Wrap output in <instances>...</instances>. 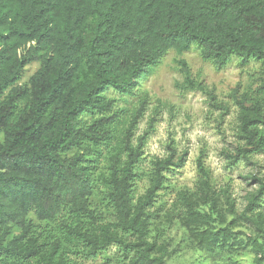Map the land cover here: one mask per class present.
Returning a JSON list of instances; mask_svg holds the SVG:
<instances>
[{
	"label": "trees",
	"instance_id": "1",
	"mask_svg": "<svg viewBox=\"0 0 264 264\" xmlns=\"http://www.w3.org/2000/svg\"><path fill=\"white\" fill-rule=\"evenodd\" d=\"M192 48L219 69L261 65L230 93L237 147L228 158L263 155L264 0H0V264H168L183 243L213 258L249 251L264 264V173L251 176L258 188L238 214L204 152L196 189L180 193L170 220L184 237L169 251L157 234L154 212L183 159L174 140L163 157L146 155L161 102L138 135L152 104L144 87L171 51ZM178 64L183 90L229 110Z\"/></svg>",
	"mask_w": 264,
	"mask_h": 264
},
{
	"label": "rangeland",
	"instance_id": "2",
	"mask_svg": "<svg viewBox=\"0 0 264 264\" xmlns=\"http://www.w3.org/2000/svg\"><path fill=\"white\" fill-rule=\"evenodd\" d=\"M180 59L187 61L195 78L215 89L218 101L227 104L228 111L212 106L203 93L185 91L180 87L184 82L178 64ZM36 68V64L31 65L25 78L28 79ZM260 68L261 65L256 62L242 68L238 60L233 59L226 67L219 69L203 61L194 48L182 56L171 51L157 66L154 75L144 87L152 98V104L139 125L138 135L148 129L153 116L152 108L158 101L161 102L157 120L153 123V130L150 131L145 146L146 155L163 157L167 153L168 144L174 140L178 157L183 159L182 166L169 173L168 189L161 193L156 213L154 212L156 217H159L157 227L162 229L157 234H164L163 240L170 243L169 251L176 249L184 237L181 225L172 227L170 220L172 215L176 216L174 206L180 200V193L196 189L200 178L198 159L202 152L205 153L203 161L212 184L219 192L222 189L229 191L236 202L238 214L246 206L249 194L258 188L251 176L264 173V154L254 157L250 162L242 161L236 165H230L228 154L234 152L237 147V107L230 93L239 83L244 87L252 76L258 77ZM147 187L148 180L145 178L137 185L138 194H144ZM177 207L180 209L177 212L179 215L182 208ZM166 212H170L167 214V221L164 216ZM242 231L251 234L248 228L242 227ZM183 244L168 258V264H255L254 256L249 251L213 258L205 251H195L189 245ZM115 250V247L111 248L109 255H113ZM103 263L102 258L96 262H88Z\"/></svg>",
	"mask_w": 264,
	"mask_h": 264
}]
</instances>
